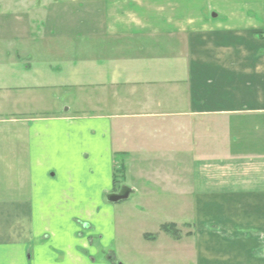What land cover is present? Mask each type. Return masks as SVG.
I'll return each instance as SVG.
<instances>
[{"label":"crops","instance_id":"crops-1","mask_svg":"<svg viewBox=\"0 0 264 264\" xmlns=\"http://www.w3.org/2000/svg\"><path fill=\"white\" fill-rule=\"evenodd\" d=\"M1 8L0 264H264V0Z\"/></svg>","mask_w":264,"mask_h":264},{"label":"rangeland","instance_id":"rangeland-1","mask_svg":"<svg viewBox=\"0 0 264 264\" xmlns=\"http://www.w3.org/2000/svg\"><path fill=\"white\" fill-rule=\"evenodd\" d=\"M3 1L5 0H0V14L2 12L1 6H2ZM119 170L120 171L116 174V180H115V183L117 186L116 191H118L120 187L125 185V182L123 181L124 173H121V169ZM154 189L157 191L156 188ZM133 200L134 199L131 198L119 204L121 207H123L122 210H124V212L123 211L120 212L122 218L123 216H125V213H126L125 210H128L129 213L135 212L136 214L140 213L138 214L140 216H144V215H148V217L150 216L151 218L150 225L152 224L156 225L159 218H156L155 215H159L160 218H164L165 214L167 215L175 214L173 211L174 206H165V209L162 210L163 212L160 211L159 208L155 206L150 207L149 210H144L141 202L136 201V200L133 201ZM162 207L164 208V206ZM143 223H144V217H142L139 220H136L135 222L133 221L134 225L131 222H129L128 228L130 226H133L134 230L138 231L139 230L138 226L143 225ZM127 242H128L127 237L121 233L119 234L117 247L111 248V245H112L111 238L105 235L103 238L102 245L104 248H106V250L104 251V253L99 254L100 256H98V259L101 258V259L110 260L111 257L112 258L114 257L118 264H157V260H154V259L150 260V259L145 258V256L141 252H139L135 246L131 248V250L134 252L129 253L127 250L128 248ZM133 243H135L136 245H140V244H137V239H136V242L134 239ZM110 251H113L114 254L113 253L111 254Z\"/></svg>","mask_w":264,"mask_h":264},{"label":"water","instance_id":"water-1","mask_svg":"<svg viewBox=\"0 0 264 264\" xmlns=\"http://www.w3.org/2000/svg\"><path fill=\"white\" fill-rule=\"evenodd\" d=\"M130 192H131L130 189L125 187L121 190L120 194L111 195L109 201L112 203H119L126 201L130 197Z\"/></svg>","mask_w":264,"mask_h":264},{"label":"trees","instance_id":"trees-1","mask_svg":"<svg viewBox=\"0 0 264 264\" xmlns=\"http://www.w3.org/2000/svg\"><path fill=\"white\" fill-rule=\"evenodd\" d=\"M168 227H169V226H165L164 229L167 230ZM168 233H169V232H168ZM171 233H172L174 236H175V235L177 236L176 232H171Z\"/></svg>","mask_w":264,"mask_h":264},{"label":"flooded vegetation","instance_id":"flooded-vegetation-1","mask_svg":"<svg viewBox=\"0 0 264 264\" xmlns=\"http://www.w3.org/2000/svg\"><path fill=\"white\" fill-rule=\"evenodd\" d=\"M113 258L111 257V260H112Z\"/></svg>","mask_w":264,"mask_h":264}]
</instances>
